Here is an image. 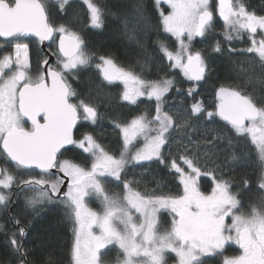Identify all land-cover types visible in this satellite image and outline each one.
Masks as SVG:
<instances>
[{
	"label": "snow or ice",
	"instance_id": "1",
	"mask_svg": "<svg viewBox=\"0 0 264 264\" xmlns=\"http://www.w3.org/2000/svg\"><path fill=\"white\" fill-rule=\"evenodd\" d=\"M57 3L64 10L69 0ZM83 4L91 26L102 28V8L94 0H83ZM153 8L157 28L175 45L170 48L158 41L161 62L166 60V69L178 71L146 80L109 56L89 53L78 32L57 22L48 0H0V38L9 45L14 42V50L0 56V158L29 177L19 180L0 169V205L8 206L13 187L33 193L26 204L34 211L49 204L63 205L74 225L73 264H105L109 246H118L123 257L116 264H166L167 252L175 254L177 264H204L203 256L223 255L231 244L238 246L240 254L225 257L223 264H264V203L242 211L238 194L231 190L232 181L224 179L222 165L212 160L215 167H210L207 162L212 156L218 159L217 153L208 148L201 164L198 142L190 149L193 141L188 136L194 122L215 124L219 117L231 133L229 144L246 141L254 146L261 166L259 188L264 190V104H257L239 86L221 85L215 91V103L196 100V87H189L187 95L193 100L189 108L165 110L167 94L177 84L176 75L182 73L198 84L211 74L207 57L193 47V41L205 37L217 13L224 21L226 41L247 34L249 46L231 51L251 54L264 69V16L248 11L242 0H218L215 5L211 0H154ZM31 44L41 51L47 47L54 57V61L48 55L38 59L35 76L31 74ZM213 51H224L219 41ZM93 66L104 81L123 84L122 101L138 105L144 97L155 104L151 115L145 112L130 121L115 122L122 138L119 155L92 133L74 135L100 118L97 107L72 85L73 79ZM178 132L188 136V143L173 151L170 145ZM141 139L143 146L137 148ZM202 139L216 146L222 137L213 134L211 139ZM77 148L88 154L90 165L67 157ZM154 159L173 176L175 193L137 191L126 179L130 163ZM230 159L239 157L233 152ZM204 176L212 178L210 191L201 190L199 181ZM106 182L122 187V192L109 194ZM93 197L100 200L102 211L89 206ZM162 210L171 214L170 225L163 231L159 223ZM15 223L19 231L12 233L9 243L17 264H34L23 247L26 229L19 220Z\"/></svg>",
	"mask_w": 264,
	"mask_h": 264
},
{
	"label": "trees",
	"instance_id": "2",
	"mask_svg": "<svg viewBox=\"0 0 264 264\" xmlns=\"http://www.w3.org/2000/svg\"><path fill=\"white\" fill-rule=\"evenodd\" d=\"M48 2L57 22L78 32L83 37L89 53L109 56L118 66L130 69L146 80H156L163 77L165 72L178 71L166 69L164 66L167 64L166 60L161 62L162 54L158 41L166 42L170 48L175 45L173 39H168L166 34L157 28L154 0H94L103 10L102 28L90 26L87 10L82 2L68 3L64 10L59 9L57 2L49 0ZM242 2L248 11L264 16V0ZM224 34V25L216 20L205 37L193 41V47L207 57L212 69L211 74L198 84L188 81L182 73L176 75L177 84L167 94L165 110L189 108L193 103L192 98L187 95L189 87H196L199 93L195 97L196 100L215 103L214 92L221 85L239 86L242 91L251 95L257 104H264V69L261 68L258 58L251 54L239 55L231 51L243 50L249 46L247 34L230 42L225 40ZM217 41L224 49L221 53L213 51ZM42 57L40 48L36 44H31L29 58L33 76L36 75V62ZM72 85L83 99L97 107L100 116L95 124L88 123L86 127L75 132V136L79 137L85 132L92 133L99 143L116 155H119L121 140L118 138L115 122L130 121L145 112L150 115L154 112V101L143 99L138 105L123 103L120 100V86L105 83L94 66L82 71L72 80ZM217 121L215 124H209L206 120L194 122L193 128L188 129V136L193 141L189 148H196L198 142L201 164L205 163L203 156L208 148L211 147L217 153L218 159L212 156L207 162L210 167H215L212 160L222 165L224 179L232 181L231 190L238 194L243 205L242 211L247 213L253 205L259 208L264 203V190L259 188L257 179L261 172L260 161L254 146L250 147L248 142L233 141L229 144L228 137L231 133L218 118ZM213 134L220 135L222 139L216 146L205 144L202 137L211 139ZM188 136L178 132L170 145L171 149L174 151L182 144H187ZM233 152L239 157L236 161L230 159ZM67 157L81 165L89 164L88 156L78 149L68 153ZM0 163L3 162L0 160ZM5 167L19 180L29 178L10 163H6ZM216 174L220 175L219 169ZM126 179L133 182V187L137 191H154L157 194L176 192L173 176L164 165L156 161L127 166ZM245 179L249 181L247 185L241 183ZM199 183L201 190L210 191L212 178L201 177ZM105 188L109 194L122 192V187L111 182H106ZM32 195V192L19 191L13 198L12 206L0 207V225L3 226L0 228V264H17V256L9 243L12 233L19 231L16 220L21 222L27 232L23 239V247L28 253L29 261L34 264H73L71 259L73 220L61 204H49L40 207L39 211H34L26 204V199ZM89 205L95 209L99 207L93 200ZM170 218L171 214L168 212L159 215L163 229L170 225ZM110 249L111 251L104 257L105 264H116L117 258L122 259V256L116 249ZM232 252V248L228 247L223 255L204 259V264H221V259Z\"/></svg>",
	"mask_w": 264,
	"mask_h": 264
},
{
	"label": "rangeland",
	"instance_id": "3",
	"mask_svg": "<svg viewBox=\"0 0 264 264\" xmlns=\"http://www.w3.org/2000/svg\"><path fill=\"white\" fill-rule=\"evenodd\" d=\"M49 1H53V2H57V0H49ZM77 1H79V2H82L83 3V0H69V3H71V2H77ZM211 2H212V4L213 5H215L217 2H218V0H211ZM234 3H235V1H233ZM166 7V6H165ZM85 8H86V10H87V7H86V5H85ZM87 14H88V18H89V24H90V26H91V22H90V17H89V13H88V10H87ZM219 21V22H221L223 25H224V21L222 20V18H220L219 17V15H218V13L217 14H215L214 15V21ZM213 21V22H214ZM92 27V26H91ZM224 29H225V25H224ZM101 78H102V76H101ZM102 80H103V78H102ZM104 81V80H103ZM105 83H107V84H109V85H119L120 86V96H121V93L123 92V90H124V86H123V84L120 82V81H116V82H113V83H108L107 81H104ZM143 99H145V100H147L146 98H144V97H141L140 98V100H143ZM121 100V99H120ZM122 101V100H121ZM123 103H125V104H127V105H129L127 102H125V101H122ZM117 132H118V130H117ZM119 136V135H118ZM119 138V140H122V138L119 136L118 137ZM143 146V140L141 139L139 142H137V144H136V147L137 148H139V147H142ZM78 149V148H77ZM78 150H80V151H82L81 149H78ZM136 149L134 148L133 149V152L135 151ZM85 155H87L88 156V154H86V153H84ZM153 161H155V159L153 160ZM148 162H151V161H141V162H132V163H130L129 165H139V164H144V163H148ZM88 165H90V158H89V164ZM128 165V166H129ZM2 178V177H1ZM5 191H7V190H5ZM92 200L93 201H95L96 202V204H99V207H98V209H95L94 207H91L90 205V207L92 208V209H94V210H96V211H98V212H100V211H102V205H101V202H100V200L98 199V198H96V197H93V198H91L90 200H89V203H90V201L92 202ZM162 212H166L167 213V211L166 210H162L161 211V213ZM160 213V214H161ZM170 220H171V218H170ZM161 221H159V223H160ZM169 227V226H168ZM167 227V228H168ZM73 228H74V225H73ZM164 229H166V228H164ZM162 227H161V223H160V230L161 231H163L164 230ZM73 233V244H74V239H75V237H74V231L72 232ZM230 245H227L226 246V248H225V250L229 247ZM72 247H73V245H72ZM109 248H112V249H116L117 251H119L120 252V250H119V248H118V246H109ZM224 250V251H225ZM224 253V252H223ZM213 256H215V255H206V256H203L202 257V259H205V258H211V257H213ZM224 258L225 257H223L222 259H221V264L223 263V260H224ZM71 259H72V255H71ZM122 259H123V257H122ZM165 261H166V264H177V257L175 256V254L174 253H171V252H167V253H165ZM72 263H73V260H72Z\"/></svg>",
	"mask_w": 264,
	"mask_h": 264
},
{
	"label": "flooded vegetation",
	"instance_id": "4",
	"mask_svg": "<svg viewBox=\"0 0 264 264\" xmlns=\"http://www.w3.org/2000/svg\"><path fill=\"white\" fill-rule=\"evenodd\" d=\"M199 38V37H197ZM27 42V41H24ZM14 50V42L12 45L6 44L4 41L0 40V56H3L4 54H6L9 51H13ZM41 51V50H40ZM47 51L49 52L48 48ZM42 52V51H41ZM46 54L42 52V56H45ZM26 127H30L28 123H26ZM75 135V134H74ZM0 160L3 162L2 164L0 163V167L1 169H6L5 164L8 163V161L6 162L3 158H0ZM7 170V169H6ZM21 171V170H20ZM2 177V176H1ZM0 177V178H1ZM20 190L16 187H13V189L11 190L10 193V203L8 204V206H12L13 205V198L16 196V194L19 192ZM7 206V207H8ZM0 207L5 208L4 206L0 205ZM229 248H232L233 252L232 254L228 255L227 257H233L236 255L240 254V250L238 248L237 245L231 244L229 246ZM206 259V258H205ZM204 260V259H202ZM223 264V263H222Z\"/></svg>",
	"mask_w": 264,
	"mask_h": 264
},
{
	"label": "water",
	"instance_id": "5",
	"mask_svg": "<svg viewBox=\"0 0 264 264\" xmlns=\"http://www.w3.org/2000/svg\"><path fill=\"white\" fill-rule=\"evenodd\" d=\"M0 40H2V41H4L3 40V38H0ZM45 43H47V42H45ZM40 48V47H39ZM42 52L43 53H45L46 55H48L49 57H50V61H54V57H51V55H50V53L47 51V47H43V50H42ZM192 82V81H191ZM193 83H196V82H193ZM217 90V89H216ZM214 96H215V92H214ZM215 100V99H214ZM218 118V120H220L219 119V117H217ZM222 123H224L225 124V122L224 121H222V120H220ZM28 124H29V126H31L30 125V122H27ZM74 134H75V132H74ZM8 163H10L11 165H13V163L11 162V161H8ZM14 166V165H13ZM0 169H1V167H0ZM1 177V176H0Z\"/></svg>",
	"mask_w": 264,
	"mask_h": 264
}]
</instances>
